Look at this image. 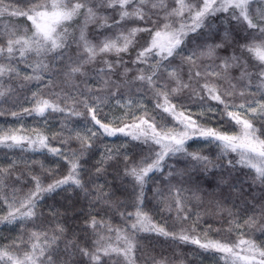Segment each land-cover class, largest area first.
<instances>
[{
    "label": "snow or ice",
    "instance_id": "obj_1",
    "mask_svg": "<svg viewBox=\"0 0 264 264\" xmlns=\"http://www.w3.org/2000/svg\"><path fill=\"white\" fill-rule=\"evenodd\" d=\"M19 18H25L31 26L21 25ZM74 23H79L78 29L72 28ZM90 24L101 34L99 41L89 38ZM73 46L75 56L71 54ZM133 48L137 51L131 63L137 74L129 80L132 69L126 66L124 54ZM111 56L116 59L113 61ZM30 57L35 58L31 65L27 64ZM177 57L179 63H175ZM98 61L102 66L91 77L98 86L88 85L86 91L81 90L78 81L85 78L87 83L88 66ZM19 63L32 68L31 74L23 75L21 88L27 86L24 82L43 81L48 73L45 87L53 89L47 97L32 92V107L23 108L24 113L45 117L51 111L81 117L82 106L92 124L104 134H123L139 142L141 152L147 154L133 161L125 153L123 176L116 171L120 187L105 190L104 185L94 184L93 173L82 164L97 135L92 128L88 129L91 136L76 131L80 147L68 151L50 146L49 137L42 131L22 134L21 129H0V145L26 146L32 151L47 149L68 166L66 175L46 186L39 175L32 174L34 188L22 196L21 189L8 183L15 162L9 168H0V201L8 209L0 215V224L20 222L26 227L36 222L43 216L40 202L46 194L79 189L89 209L83 215V236L75 231L69 234V229L57 220L49 230L31 231L30 250L22 255L9 249H19L23 235L19 243L0 247V264H105V257L112 264H137L143 233L221 253L225 264H264V242L258 244L256 239L246 238L245 231L264 235V127L258 129L255 124L256 120L264 121V0H174L172 7L168 0H0V78L20 79ZM120 67H124L123 72L118 71ZM54 76L61 77L59 82L53 80ZM137 83V94L152 92L155 110H159L155 114H149L142 96L124 98L122 89L127 87L130 92ZM0 89V97L16 91L11 86L4 89L2 82ZM186 91L202 101L207 98L216 102L215 107L201 104L199 116L218 115L220 127L202 123L175 102L174 97ZM112 100L127 111L116 120L104 122L106 117L102 118L100 112ZM11 115L17 117L20 113L12 111ZM168 117L174 121L171 126L166 122ZM115 124L120 126H112ZM224 125L235 130L230 132ZM72 139L70 132L60 143L70 147ZM193 139L215 144L219 148L215 161L199 150L188 151V142ZM119 155V150H108L97 162L99 166H94V175L107 174L109 162ZM171 158L184 167L169 165ZM165 167L169 169L166 175ZM156 173L164 175L166 187L155 188L153 196L162 205L161 210L174 211L181 223L191 218L193 203L204 202L206 190L201 187L200 176L215 181L209 196L228 189L222 200L212 199L209 204L219 216L227 217L229 232L233 227L240 230L238 241L202 240L185 229L176 233L156 223L145 210V188ZM22 176L17 175L15 181ZM98 204L103 206L101 211L118 210L123 226L114 227L99 212L94 213L92 209ZM50 212L54 218L59 215ZM196 216L194 224L200 220V214ZM151 260L152 264H168L166 258Z\"/></svg>",
    "mask_w": 264,
    "mask_h": 264
},
{
    "label": "trees",
    "instance_id": "obj_2",
    "mask_svg": "<svg viewBox=\"0 0 264 264\" xmlns=\"http://www.w3.org/2000/svg\"><path fill=\"white\" fill-rule=\"evenodd\" d=\"M169 7L174 6V0H168ZM255 7V6H254ZM110 15L112 13H109ZM153 20H156L157 17L153 16ZM6 22V21H5ZM15 22V21H14ZM21 25H27L30 27V22L26 21L25 18H19L18 21ZM82 22V21H81ZM163 23V21H160ZM142 23V22H137ZM132 24H127L126 27H131ZM72 28L78 29L79 23H74ZM70 31L72 29H69ZM89 38L99 41L101 39V34L97 32L96 26L94 24L89 25ZM143 35V34H142ZM140 43H144V40L141 39ZM75 46L71 54L75 56L74 51ZM136 48H133L130 53L124 54V60L127 62L126 66L131 68L132 71L129 73L128 79L132 80L137 74L136 66L132 65L131 61L136 56ZM224 53H221L223 55ZM110 59L113 61L116 59L115 56H111ZM179 57L175 63H179ZM35 60L34 57H30L27 62ZM6 62V61H5ZM102 64L98 61L95 65H89V78L87 83H85V78H81L78 83L81 90L87 89L88 85L92 87H97V83L91 77L94 75L95 70L101 67ZM18 67L21 71L20 79L8 81L7 77L0 78V82L3 83V88L7 89L9 86L16 88V91L10 95L0 97V112H4V115H0V124L4 126L9 125L10 130L12 125L28 123L30 124L29 128L25 133L29 134L35 131H42L45 135L49 137V144L52 147H64L66 151L71 149H79L80 141L75 139V132L79 131L81 135L91 136V132L88 131L89 128H92L93 131L97 132V135L92 138L93 147L85 155L82 160L84 168L90 169L92 175V180L94 184L104 185L105 190H108L110 187L115 186L117 188L121 185V180L119 176H116V171L118 170L120 176H123V163H124V154H128L130 160H139L142 155H146V152H141L142 145L137 141H131L129 137H125L123 134L117 133L115 136H107L103 133L102 129H99L98 125H93L90 117L87 114V111L81 106L80 111L84 113L81 117H69L65 113L51 112L46 113L45 117H38L35 115H28L23 112V108H31L32 104L29 102L31 99L32 92H39L45 97L49 96L53 91L51 88H46L45 85L48 84V73L44 74L43 81H31L24 82L26 87L21 88L20 82L25 73L31 74L32 69L26 67L25 63H19ZM139 67H144L140 65ZM119 72L124 71V67L118 69ZM187 68H185V73ZM238 75V73H237ZM114 79L116 77H113ZM187 77L185 76V79ZM61 77H53V80L59 82ZM227 86V85H225ZM137 87L139 84L131 87L129 92L128 88L125 87L122 89V93L125 99L129 96H132L134 99L143 97L144 107L149 111V114H155L159 110H155V99L151 91L145 90L143 93L137 94ZM3 90V89H0ZM58 91V89H56ZM100 95H105V93H99ZM237 102H240V97H237ZM175 102L182 104L186 109H188L194 116L200 118L202 123H206L208 126L220 127L221 123L219 116L213 118L212 113H206L205 116L200 117L201 104H211L216 106V102L208 100H201L199 96H193L189 92H184L178 97H174ZM222 108V106H220ZM155 110V111H154ZM12 111L19 112L20 115L13 117L11 115ZM127 111V109L120 107V105L115 103V100H112L110 103L105 104L102 107L100 116L106 119L104 122L116 120L122 117ZM140 114H143L141 111ZM159 119V118H158ZM164 123L165 121H160ZM169 126H171L174 121L171 120V117H168L166 121ZM256 127L258 129L264 127V121L256 120ZM27 125V124H25ZM112 126H120L115 124ZM226 130L234 131L235 129L224 125ZM71 132L73 139L71 140L70 147L62 146L60 143L61 139H66ZM57 135V138H53L54 135ZM108 150H111L115 153L119 150L120 155L117 159H114L109 162L110 166L107 168V174L100 175L99 177L94 175L95 168L94 166H99L98 161L106 154ZM201 151L202 154L209 156L213 161L216 159V155L219 153V148L215 144L206 143L200 139H193L188 142V151ZM15 162V170L13 176L8 180L9 185H13L16 188L21 189L19 195H23L28 192L30 189L34 188L33 183L31 182V175H39L46 186L48 183H51L54 179H60L67 174V164L60 157L53 156L50 154L47 149L41 151H32L25 148H7L0 145V168H9ZM169 165L176 164L177 167H184L182 162H178L176 158H171L167 161ZM43 165V168L41 167ZM50 170V171H49ZM169 169L165 167L164 174L166 175ZM217 172L219 170H216ZM245 172L248 170L245 169ZM23 173V176L20 181H15V177ZM198 175V174H197ZM85 179H88V176H85ZM201 181V187L205 191L204 202L200 205L193 203L192 207V216L190 219L183 221L182 223L176 219V214L173 211L172 213L167 212L166 210H161L162 205H158L156 199L153 196V190L157 187L164 188L166 187V181L164 180V175L156 173L152 180L149 181L146 185V201H145V210L150 212L153 220L161 226H165L169 231L179 233L182 229H185L192 236L199 237L202 240L206 239H217L226 241L229 243H235L240 238V230L233 227V231L229 232V224L227 222V217H221L216 213L214 206L209 204V201L212 199H223L224 196L228 195V189H224L223 194L217 192L216 196H209L207 193L212 191L215 181L214 180H205L203 176L199 177ZM176 183L175 180L172 181ZM190 186V185H186ZM89 188H93V184L88 185ZM129 191L131 188L129 187ZM119 195V194H118ZM120 199H123L122 196H119ZM115 199V197H114ZM102 205H97L92 211L99 212L105 220H110L114 227L123 226V221L119 215L118 210L104 209L101 211ZM0 215H5L8 211L7 205L3 204V201H0ZM40 209L43 213V216L38 219L36 222H29L26 227H22L21 223L18 222L13 225L0 224V247L8 246L16 241L19 243V238L23 235L24 243L19 249L10 248L14 254L22 255L24 251L30 250L29 240L31 231L34 229H39L41 231L49 230L52 227H55L57 220L63 223L67 229H69V234L75 231L77 234L83 236V232L80 231L84 227L83 215L87 213L88 209V200L83 198L82 193L79 189L75 191L60 192L59 194H46L44 199L40 202ZM58 212L57 217H53L50 212ZM65 209H68L65 211ZM132 209H129L131 211ZM196 213L200 214V220L198 223L194 224V221L197 220ZM243 224V219L240 221ZM194 229V230H193ZM247 232L246 238L256 239V242L259 244L264 242V235L259 231H255L253 234L252 231ZM49 234H51L49 232ZM142 239L140 240V250L137 252L139 257L137 264H152V257L156 259L166 258L168 264H203L204 260L209 259L210 255L219 256L221 259L222 254L215 251H205L199 248L198 245L192 244L190 242H181L179 240H173L171 238H165L163 236H158L154 233H143L141 234ZM42 242V241H41ZM63 246V245H61ZM105 264H112V261H109L106 257L104 258Z\"/></svg>",
    "mask_w": 264,
    "mask_h": 264
},
{
    "label": "rangeland",
    "instance_id": "obj_3",
    "mask_svg": "<svg viewBox=\"0 0 264 264\" xmlns=\"http://www.w3.org/2000/svg\"><path fill=\"white\" fill-rule=\"evenodd\" d=\"M34 62H35V60H33L31 62H27V64L31 65ZM25 124H27V125H25ZM29 125L30 124H28V123H22V124H18L17 123L15 125H12L11 128L14 127L15 129H21L22 130V134H27V133H25V129L27 130L30 127ZM0 129H4L5 131H7V130H10V126L9 125L4 126V124H0ZM219 258H220L219 256L210 255L209 259L204 260L203 264H225L224 260L220 261Z\"/></svg>",
    "mask_w": 264,
    "mask_h": 264
}]
</instances>
